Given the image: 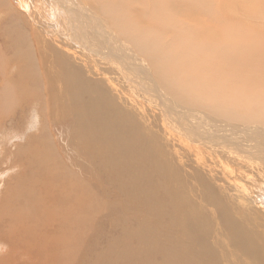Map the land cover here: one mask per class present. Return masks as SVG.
Segmentation results:
<instances>
[{
  "label": "bare ground",
  "instance_id": "6f19581e",
  "mask_svg": "<svg viewBox=\"0 0 264 264\" xmlns=\"http://www.w3.org/2000/svg\"><path fill=\"white\" fill-rule=\"evenodd\" d=\"M6 1L9 5L8 11L14 13L15 9H12L14 6L12 5V1ZM17 1H19L18 3H20L21 9L23 8L21 10L23 14L24 12L27 14L24 16L22 14H16L18 16L17 18H20L25 26L29 23L26 21L28 19L27 17H30V20L33 19V13L36 15L35 19L39 18L41 20L39 21L38 19V21L34 22L35 25L27 26V31H29V37L33 41V44L29 46L33 51L30 50V52H28L31 56L37 52V41H40L45 46L43 55L41 54L45 59V74L42 78L45 85H42V91L46 95L47 102L44 103L48 104L50 108L54 107L58 109L59 107L60 110H57L58 114H63L65 112L63 106L67 101V103H70L68 108L73 113L78 125L80 124L78 120L82 123L85 122V124L89 120V127L84 126L77 130L80 129L82 131L81 135L85 134L86 137L93 138L95 141L93 143L90 142L92 144L86 143L83 147L86 148L88 156L97 157L100 160L105 159V164L102 167L108 168L109 164H111V168L114 167L112 169L117 172L116 177L118 174V187H122V193L127 198V204L124 210L127 215L122 214V221L126 224L123 230L124 237L122 240L118 241L119 243H115L114 251L101 253L99 256L101 261L95 258L98 264H127L130 258H135L134 255H132V251L135 248L139 249L143 255H148V247L147 252L145 251V246L150 244L149 242L152 239L148 242L145 238L148 242L147 245V242H144L145 239L142 241L144 243H139L145 234L144 232H146L144 231L145 229L143 230V226L145 225H148L147 234L155 235L156 243L162 245V248L164 247V249H162L159 246L160 248L158 247L157 249L163 251L167 248L170 250V246L172 245L174 249V241H172V243L169 242L170 239L175 236L176 231H174V224L182 225L190 222L191 219L189 210L187 213L183 204H185L187 208V203L194 205L192 200L185 199L179 209L177 208L175 197L177 195L185 196V193H182V188L185 187V184L180 178L176 167L173 166L174 163L172 164L171 158L173 159L174 157L176 160L175 154L179 155V153H177L178 151H175V144H182L188 147V144L191 143L197 146L194 147V150L196 149L198 151L199 149L201 150V148L204 150L209 149V153H207L219 160L221 165L220 173L222 174L223 172L227 174L225 177L227 179L231 178L233 185H235L236 189L242 194L236 196L238 205L244 207L259 203V206L263 205L264 207V182L260 183L256 181L255 178L258 176L254 167L255 165L256 167L264 169V147L262 148V140L264 141V71H262L264 70V44L261 41L264 38V0H219L223 3L218 0H94L95 3L99 5L98 7L101 13L104 12V14L112 20L114 23L112 26H109L106 19H102L99 16L100 14L98 15L97 13L95 15L84 10L85 4L77 0ZM38 1L41 2L42 5L37 3V5L34 6V3ZM92 1L93 0H89L91 7L93 5ZM225 1H229L230 4H232L230 5ZM238 2L241 4H238ZM20 5L18 8H20ZM39 5L40 10L47 11V16L40 15L37 10H34L38 8ZM229 6L232 8L233 12H235V15L239 13L240 9H244L250 17L255 14L262 15L261 21L257 19L258 21L256 20L253 23V27L255 29H260L262 27L263 31L252 30L251 32L253 34L251 35H246L239 31L238 38H236L237 34L231 35L233 38L230 37V35L228 36V38L230 37L229 39H233L232 41H228L230 43L228 45L221 46L218 42L217 45L215 44L217 40L214 41L213 38L211 40L214 42L211 43L208 39L209 33L207 30L208 28L211 29V26L217 29L218 22L213 25L209 20L218 19L216 15H220L224 8L225 10H230L231 8ZM141 10H145V13L156 14V34L138 33V26L142 24L138 21V14ZM3 11L4 9L2 12ZM3 13L5 14L6 12ZM129 13L133 15L129 17L128 23L127 17ZM4 14H2V17H5ZM2 17L1 19H3ZM133 17L135 18V22L132 20ZM218 17L220 18V16ZM59 18L62 21H60ZM50 19H52L54 25L49 23ZM212 22L215 23V21ZM237 22L235 23L238 24ZM224 23L221 25L219 24V27L223 26L224 28L222 35H224V30L226 29L224 26H229V24L226 25V22ZM231 23L234 22L231 21ZM86 27H88L89 30L85 29ZM120 31L122 34L126 33L128 41L135 48L124 43L121 39L122 35ZM230 32L234 31H232V29L229 32L226 31V33L229 34ZM211 33L210 35L212 37ZM218 35L215 37H219L220 39L221 35ZM224 38L223 40L226 41L227 38ZM222 43L224 44V42ZM69 53L80 57L79 65L78 63L75 65L72 64L67 55ZM52 56L53 59L50 60ZM49 57L50 59H48ZM29 59H31V57ZM246 60L249 62L244 64L243 62ZM24 62L27 63V65L25 64V66L23 63V67H21L18 72L21 71L23 74L25 73L26 75L21 76L22 78L28 76V81H26L31 85L33 84V80L30 78V75L34 71L37 73L40 71V74H42L41 64L37 60L36 63L31 60H25ZM31 68L35 70H31ZM91 69L93 74L99 77L98 79H85V76L88 77L87 74L90 73L89 71ZM30 70L33 72L31 73ZM219 83H221V85ZM12 84L11 82V85ZM13 85L11 87H13ZM108 87L112 90L122 92L130 98H132V93H137L136 95L139 97V91H145L147 105L150 106L151 109L156 110L157 114H159L160 119L157 116L158 119L156 118V120L157 122L160 120L159 124L162 129L161 133L163 136H161L160 139L163 137L161 141L165 148L170 145L172 149L170 150L171 157H168L167 153L165 154V150H163V157H160V151L158 147H156L159 145V142L156 141L159 140L157 134V131H159L158 129H156V132L150 129L145 132L143 130L139 131L138 128L134 126V133L130 137L128 136L127 127L124 122V114L116 106L115 101L108 95ZM13 91L14 89L12 93H14ZM34 94L37 95L36 91H33L30 95L28 94V98L32 99ZM141 101L145 102V99L140 98L133 103L139 105L141 109H139V111L143 112L142 108H144V106L142 104L143 102L140 103ZM178 103H182L183 105H179ZM188 113L192 115H188ZM125 117L131 125H134L137 120V118L133 117L129 112L125 113ZM148 134H151L156 142H149L147 140ZM81 139L85 141L82 137ZM163 139L165 141H163ZM96 141L99 142V144H97ZM185 141H188V143L184 144ZM79 144L83 145V143L81 144L80 142ZM198 147L201 148L198 149ZM168 148L169 147H167V150ZM200 156L198 155L199 158H202ZM178 157L180 160L181 157ZM182 160H184L183 157L181 161ZM240 160L245 161V164L240 163ZM177 161L178 160H176V162ZM179 164L176 163L175 165L177 166ZM181 164L179 168H182L181 166H183V163ZM90 166L94 168L92 164ZM204 166H206V164ZM104 168L101 169L104 171ZM97 169L99 168L97 167ZM62 173L64 172L62 171ZM108 173L105 172V175ZM124 175H127L126 180L122 178ZM176 184H179L180 187L176 186ZM229 184H231V182L228 183V185ZM182 185H184V187H182ZM232 188L234 187L232 186ZM88 193L92 196L94 190ZM212 197H214L212 200L217 197L216 202L218 200L220 201L218 196L215 197L212 195ZM77 198L78 196L76 199ZM85 200L90 201L91 199ZM41 201H43V199H41ZM75 201H73L74 204H76ZM219 201L218 203H220ZM91 203H93L92 200ZM209 203L214 204L211 201ZM218 205L216 204V206ZM93 207L99 208L98 205H93ZM224 207L226 209V206ZM142 208L146 212L147 221L144 220V215L141 217ZM217 209L219 208L217 207ZM220 209L225 211L222 208ZM201 211H203V209ZM219 213H221V211H219ZM209 215L211 214L209 213ZM226 215L228 216L229 213ZM188 216L189 219H187ZM142 218L143 222L145 221L144 223L146 224L141 221ZM151 218H157L156 222L159 224L158 227L161 226L164 228V223L167 222V234L172 233L173 235L167 236L166 242L158 238L157 233L159 231L154 226L155 224L153 225L154 221H152ZM168 218L171 219V222L167 221ZM217 218L219 217L217 216ZM222 221L223 223L226 222L223 219ZM226 223L229 224V222ZM125 224L121 225L122 229ZM232 225L234 224L232 223ZM189 226H191V224ZM192 227L193 226H191V228ZM182 232L187 236L190 231ZM242 233V240L244 238L246 241L241 242V248L237 247L238 250L231 245L233 250H235L233 252H231V250L230 252L232 254H237L244 250V254L251 261H249L248 264H264V238L258 234V240L253 236L246 237V230H242ZM193 234L194 233H191V238L197 235ZM146 237L148 238V236ZM191 238L189 240L192 242V239L195 237ZM201 238H199L198 241ZM233 238L234 237H231L232 243ZM131 239H133L132 241L135 240V243H138H136L137 245L135 247L133 245V247H130L132 243H130L129 240ZM127 241H129V244ZM154 242H151L148 246L152 247ZM227 243L229 244V242ZM238 243L239 242H235L234 246H237ZM204 245L205 243H203V247H205ZM97 246L98 245H95V247ZM191 246L188 247L191 249ZM100 248L101 247H99V249ZM153 248L151 249L152 251ZM185 248L186 245L184 246V249ZM173 249H171V251ZM210 249H208V251ZM186 250L188 249H185V251ZM194 250L195 249L192 251ZM152 251H150V253ZM163 252L154 253L157 255ZM173 252L175 251L173 250ZM212 252L210 251L208 254ZM167 253L165 252L166 255ZM198 253H196V255ZM169 254H171V252H169ZM202 254L205 255V252ZM136 255H138V253ZM176 255L172 257L175 258ZM178 255H180L179 257L183 256L179 253ZM148 256L143 258L146 259ZM206 256L207 255H205V257ZM211 256H213V253ZM167 257L170 259L171 256ZM167 257L166 260H169ZM188 257L191 258V256ZM148 258H150V256ZM161 258H159V261H161ZM182 258H185V260L187 259V257ZM192 258H194V256ZM196 258L200 260L199 256ZM213 258H215V256ZM183 259L181 260L180 258L179 261L181 260L183 262ZM208 259L212 260V258L209 257ZM142 260L143 259H141V261ZM211 260H206L208 262L205 264H209V262L213 264L215 262V259L213 261ZM136 261L137 260H135V262ZM179 261L175 262L181 264ZM190 261L191 263L193 262L192 259ZM143 262L142 264L146 261ZM151 262L152 261L149 263ZM175 262H173L171 258V262L168 263L176 264ZM204 262L205 260L202 264ZM165 263H167V261H165ZM145 264L148 263L146 262Z\"/></svg>",
  "mask_w": 264,
  "mask_h": 264
},
{
  "label": "rangeland",
  "instance_id": "374dc122",
  "mask_svg": "<svg viewBox=\"0 0 264 264\" xmlns=\"http://www.w3.org/2000/svg\"><path fill=\"white\" fill-rule=\"evenodd\" d=\"M11 1H12V5H14L12 8L15 9L14 13L8 11L9 5L6 0H0V10L4 9L3 12H6L4 14L1 10L0 13L4 14L5 17L8 14L6 18L4 16L2 17V14H0V16L3 18L1 19L0 17V119H1L0 120V264H98L97 262L101 261L99 257L101 253L114 251L115 243L122 240L124 237L123 230L125 229L124 227H126V224L124 221H122V216H123L122 214H125L124 210L127 204V198L122 193V187H118L119 179H118V174L116 177L117 172L112 169L114 167L111 168V164L108 165V168L102 167L105 164V159L100 160L97 157H95L96 158L95 159L92 156H88V154L86 153L87 151L86 148L83 147L86 143L92 144L95 141L93 138L86 137L85 134L81 135L82 131L80 129L77 130L78 128H82L84 126L89 127L88 126L89 120L86 124L85 122L82 123L78 120V122L80 123L78 125L73 113L68 108L70 103H67V101L66 104H64L63 106L65 110L63 114H58L57 110L58 111L60 110L59 107L58 109L54 107L50 108L48 104L44 103L47 102L46 95L42 91V85H45V83L42 80L45 74V59L43 56H41V54L43 55V49L45 46L40 41H37L36 42L38 45L37 52L33 56H31V54L28 53L30 52V50L33 51V49L29 47L30 45L33 44V41L29 37L28 34L29 31H27L28 29L27 26L35 25L34 22L38 21L39 18L35 19L36 15L33 13V19H32L33 21L30 20V17H27L29 21L28 19L26 21L29 23L28 25L25 26L24 22L20 20V18H17L18 17L17 15L22 14L24 16L27 14H25V12L23 14V11H21L23 8L21 9V5L20 3H18L19 1L17 0H11ZM77 1H80L85 4L84 10H87L95 15L97 13L98 15L100 14L99 16L102 19H106V22L109 26H112L114 24L112 20L104 14V12L101 13L98 7L99 5L96 4L94 0L92 1L93 3L92 7L89 4V0H77ZM225 2L230 4L229 1H225ZM37 3L38 4L40 3V5H42L41 2L38 1L34 3V6H36ZM239 3L240 2H238V4ZM19 5L20 8H18ZM40 5L38 6V8H35L34 10H37V12L40 13V15L47 16L48 15L47 11L40 10L39 8ZM2 6H4L5 8ZM231 10L232 8L230 10H225L224 8L223 12H221V14L218 15L220 16V18L216 15L218 19L209 20L210 23L213 25L217 24L218 22L217 29L211 26V29L208 28L207 30L209 33L208 39L211 41V43L217 40L215 41V44L217 45L218 43H220L219 45L221 46L228 45L230 44L228 41L233 40L229 38L236 34L237 37L236 36L235 37L238 38L239 31L245 33L246 35L253 34L251 32L252 30L263 31L262 27L260 29H255L253 27V23L257 19L261 21L262 15L255 14L252 17H250V15L244 9H240L239 13L237 12L238 14L235 15V12ZM132 15L133 14L129 13L127 17V22L129 20V17ZM155 16H156L155 13L149 14V13H145V10H141L138 14V19H139L138 21L142 24L138 26L139 28L138 33L156 34ZM132 20L135 22L134 17L132 18ZM39 21L41 20L39 19ZM49 21L48 22L51 25H54L52 19H50ZM60 21L62 20L60 19ZM212 21H215V23H213ZM231 21L234 23H231ZM220 22L222 23L226 22V25L229 24V26L228 25L224 26L227 29L224 30L225 31L224 35L226 34L225 35L226 37L222 35L223 33L222 31L224 28L223 26H220L222 28L219 27V24L220 25L222 24ZM235 22H237L238 24H236ZM85 29H88V27H86ZM231 29L234 32H230V34L226 33V31L229 32L231 31ZM120 33L122 35L121 39L124 41V43L135 48L128 41L126 37V33L122 34L121 31ZM210 33L212 34V37ZM213 33H215L216 35ZM214 35L215 36L221 35L220 39L219 37H215ZM229 35L230 37L228 38ZM212 38L214 41L211 40ZM223 38L224 39L227 38L226 41L223 40ZM221 41L224 42V44ZM261 41L264 44V38ZM67 55L73 65L77 63L79 65L80 62L79 56L75 54L72 55L71 53ZM29 56L31 57V59H29L30 58ZM22 59L28 61L31 60L35 63L37 60L41 64L42 74H40L39 71L40 69L37 70L39 71L38 73L34 71L35 69L31 68V70H33L34 72L30 70L31 73L33 72L30 75V78L33 80V84L31 85L29 84V82H27L28 76L27 77L24 76L22 78V76L26 74L25 73L23 74L21 71L18 72V70L21 67H23L22 66L23 63L24 65L25 64L27 65V63L24 62L25 60ZM48 59H50V57ZM52 59L53 56L50 60ZM247 62L249 61L246 60L243 63L245 64ZM89 72L90 73L88 74L85 72L88 75V77L85 76L86 80L88 78L90 80L91 79L95 80L99 78L93 74L92 69ZM11 82L14 84V85L12 84L13 87L15 86L14 88L11 87L12 86ZM219 84L221 85V83ZM13 89H14L13 91L14 93H12ZM33 91H36L37 95L34 94L33 95L34 97L32 99L28 98V94L29 95L32 94ZM108 92H109L108 95L115 101L116 106L124 114V122L127 127L128 136L130 137L134 133V129H133L134 126H136L139 131L143 130L145 132H147L148 129L156 132V129H158L159 131H157V134L159 138L158 137L157 138L159 140L156 141L159 142V145L156 147H158L160 151V157H163L164 155L163 150H165V154L167 153L168 157H171L170 150L172 149L170 145L166 146L165 148L163 142L161 141L163 137L160 139V137L163 136L161 133L162 129L159 124L160 120L158 122L156 120V118L158 119L159 114H157L156 110L151 109L150 106L147 105L145 91L144 92L139 91V97L136 95L137 93L135 94L132 93L131 94L132 98L127 97L122 92L112 90L109 87H108ZM46 94L48 95L47 92ZM138 98L145 99V102L143 101L140 102V103L143 102L142 104L145 108V109L142 108L143 112L139 111L140 109L139 105L133 103L139 100ZM182 103L186 104L184 102ZM182 103H178V104L183 105ZM127 112L131 113L133 117L137 118L134 125H131L128 122L127 118L125 117V113ZM188 115H192V114L188 113ZM81 137L86 142L82 141ZM147 140L149 142H156L151 134L147 135ZM163 141L165 140L163 139ZM79 142L81 144L83 143V145H80ZM96 143L99 144V142L97 141ZM186 143H188V141L184 142V144ZM167 147H169L168 148L169 151L167 150ZM183 147L185 146L182 144L181 145L175 144L174 147L175 151H178L177 153H179V155L175 154L176 160L178 161L176 162L173 156H172L173 159L171 158L172 164L174 163L173 166L176 167L180 178L184 181L185 184V187L184 185H182V187H184L182 188L183 190L181 189L182 193L183 192L185 193V196L177 195L175 199L178 209L184 203L185 199L192 200L194 205L187 203L188 208L186 207L185 204H183L187 213L189 210L191 223L187 222L182 225L174 224L175 225L174 231H176L175 232L176 237L175 236L172 237L169 242L172 243V241H174L173 243H175L174 244L175 246L174 249L172 245L170 246V250L167 248H165L166 251L163 250L166 253L168 252L167 255L161 249H157L159 246L162 248V245L156 243L155 241L156 237H154L155 235L153 236L147 234L148 225L143 226V230L145 229L144 231H146L144 233L146 234V236H148V238L143 233L144 234L143 238L141 239V241H139V243L144 241L145 238L147 239L148 242L150 241V239H152L149 242L150 244L151 242L155 241L154 245L152 244L153 245L152 247L148 246L150 244H148L146 239L144 241L147 242L146 245L148 244L147 246H145V251H147V247H148V251H149L148 255L150 254L149 255L150 258H148L149 257L148 255L145 254L143 255V253H141L139 249L135 248L132 251V255H134L135 258H130L128 260L129 263L127 261V264H142L143 261L144 262L146 261L148 264H158V263L163 264L165 263V261H167V263L168 262L170 263L171 258L172 261L175 262V261H179L180 258L182 260L183 259L182 257H187V259L185 260L184 258L183 262L180 260L179 262H181V264L182 263L202 264L204 260L205 262L203 264H205L211 260V259L209 260L208 257L212 258L211 261L215 259L214 260L215 264H218V261L219 264H248L250 259L244 254V250H242V252L240 253L238 252L237 254H232L231 252L235 250V249L233 250L232 246L234 248L237 247L241 248V242L246 241V239L244 238L242 240V235H243L242 230H246V237L253 236L255 239L258 240L259 239L258 235H260L261 237L264 238L263 205L259 206V203H254L252 206L251 205L244 207L239 206L236 196L242 194L236 189V186L233 185L231 178L227 179L225 177L227 174L223 172L222 174L220 173L221 165L219 163V160L213 158L208 154L209 149L204 150L203 148L198 147V149L201 148V150L200 149L199 151L196 149L194 150V147L197 146L192 145L191 143L188 144V147L185 148ZM263 147H264V141L262 140V148ZM186 148L187 149L190 148V149L187 150ZM198 155L199 156L201 155L200 157L202 158H199ZM178 156H180L181 159L183 157L184 160L182 161L181 159L179 160ZM89 160L91 161L93 160L92 163ZM202 161L205 163H203ZM178 162L180 164L183 163V166H181L182 168H179L180 164ZM239 162L245 164V161L243 160H240ZM176 163L179 165L176 166L175 165ZM91 164L94 166V168H91L90 166ZM205 164L206 166H204ZM97 167L99 169H97ZM254 167L256 169V173L258 176L255 178L256 181L260 183L264 182V169L256 167L255 165ZM101 168L102 169L104 168V171ZM62 171L64 173H62ZM105 172L107 173L109 172L110 174L108 173L109 175L106 174L107 175L106 176ZM114 176L116 179L114 178ZM122 178L123 180H126L127 175H124ZM197 181H198V185H197ZM230 182L232 185L231 184L228 185V183ZM179 184L178 185L176 184V186L180 187ZM204 184L206 187L204 186ZM232 186L235 188L236 192L234 188H232ZM93 190L94 193L91 196V194H89L88 192ZM212 195H214L215 197L218 196V199L220 198V201L218 200L220 203H218V201L216 202L217 197L216 199L212 200L214 198L212 197ZM77 196H78L77 198L78 200L76 199ZM41 199H43V201H41ZM85 199H91L94 204L91 203V200L88 201ZM263 200H264V194H263ZM73 201H75L76 204H74ZM208 201L220 205L216 206V204L215 205L210 204ZM93 205H98L99 208H94ZM212 206L214 207V209ZM224 206H226V209ZM217 207L219 209H217ZM220 208L224 209L225 211H222ZM227 208L229 211L227 210ZM202 209L203 211H201ZM218 210L221 211V213H219ZM209 213L211 215H209ZM228 213L229 215L227 216L226 214ZM125 215H127V213ZM142 215H144V217ZM217 216L219 218H217ZM141 217H143L144 220L147 221L146 220L147 215L143 208L141 209ZM231 217L233 218L234 221L232 220ZM143 218L141 220L142 222H143ZM187 219H189V216L187 217ZM222 219L226 222H229V224H227L226 222L223 223ZM151 220L154 221L153 225L155 224L154 226L160 232L157 233L158 238H161L164 240V242H166L167 236L173 235L172 233L167 234L168 231L167 222L164 223L165 227L163 228L161 226L158 227L159 224L158 222H156L157 218H151ZM167 221L171 222V219L168 218ZM189 223L191 224V226H193L192 228L191 226H189L190 225ZM232 223L234 225H232ZM122 224H125L123 225V229L121 226ZM196 230L198 233L196 232ZM182 231H187V232L190 231L191 233L200 235L202 238L200 236L197 235L195 236L193 234L194 236L193 235L192 236L195 237L194 238L196 240L195 241L194 239H192L193 237L191 238L190 232L186 236V234ZM37 235H40L41 237ZM188 237H190L193 241L191 242L189 240L190 238ZM197 237L201 238L202 240L200 239L198 241L199 238ZM231 237H234L233 243L231 241ZM187 238L188 240L186 241ZM132 240L133 239L129 240L130 243H132L130 244L131 245L130 247L133 246L135 247L138 243L136 242L137 243L136 244L135 240L134 241ZM129 241H127V243ZM226 241L229 242V244ZM235 242H239L238 245L240 247L238 245L234 246ZM203 243H205L204 245L205 247H203ZM94 244L98 246L95 247ZM185 245H186L185 249H188L186 251L184 249ZM201 245L203 248L201 247ZM188 246H191V249ZM99 247L101 248L99 249ZM192 247L193 249L196 250V251L194 250L195 252L192 251L193 250ZM97 248L99 249L100 252L98 251ZM152 248L153 251L151 250ZM162 249H164V247ZM171 249H173L175 252H173V250L171 251ZM202 249L203 251L205 250L204 251L205 255L208 256V257L206 256L207 258L205 257V255L202 254L204 253ZM208 249L210 250L208 251ZM150 251H152L151 252L152 254L154 252L159 253L160 251L163 252L164 254L163 253L157 254L158 255L157 257L156 253H154L153 255L155 256H153L150 253ZM210 251L211 252L213 251L212 252L213 256H211L212 253L208 254ZM134 252L136 254L138 253L139 256L136 255ZM169 252H171V254H169ZM178 253L183 256L179 257L180 255H178ZM196 253L199 254L197 255L199 256L201 261L198 258H196L198 257ZM173 255H176V257L174 256L175 258H173L172 257ZM192 255L194 256L195 260L194 258H192L193 257ZM145 256H148L146 257V259L148 260L144 259ZM167 256H171L170 259ZM188 256H191V258ZM214 256L215 258H213ZM166 257L170 261L166 260ZM95 258H97L98 261H96ZM159 258H161L162 262L159 261L160 260ZM131 259L133 262L131 261ZM141 259L143 260L141 261ZM173 259L176 260L174 261ZM191 259L193 260L192 263L190 261ZM135 260H137L136 262L138 263H136ZM149 260L152 262L149 263L150 262ZM175 263L178 264L177 262ZM211 263L212 262H209V264Z\"/></svg>",
  "mask_w": 264,
  "mask_h": 264
}]
</instances>
